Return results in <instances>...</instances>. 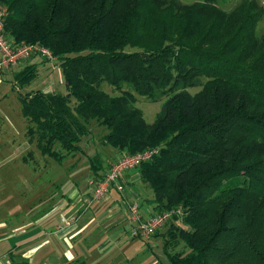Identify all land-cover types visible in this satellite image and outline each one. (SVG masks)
<instances>
[{
    "label": "trees",
    "instance_id": "trees-1",
    "mask_svg": "<svg viewBox=\"0 0 264 264\" xmlns=\"http://www.w3.org/2000/svg\"><path fill=\"white\" fill-rule=\"evenodd\" d=\"M0 7L6 38L40 44L58 61L65 93L31 89L17 98L41 155L61 161L81 151L91 123L106 130L99 144L121 154L154 149L136 169L156 213L180 208L167 220L179 224L170 222L161 238L167 264H264L262 4L240 0L225 11L212 0H0ZM34 75V64L21 68L13 86ZM135 94L162 99L152 122ZM89 160L99 176L98 155Z\"/></svg>",
    "mask_w": 264,
    "mask_h": 264
},
{
    "label": "rangeland",
    "instance_id": "rangeland-1",
    "mask_svg": "<svg viewBox=\"0 0 264 264\" xmlns=\"http://www.w3.org/2000/svg\"><path fill=\"white\" fill-rule=\"evenodd\" d=\"M179 1L192 3L203 0ZM212 1L221 9L229 11L240 0ZM257 1L264 6V0ZM263 31L264 15L256 24V32ZM40 58L46 64H37L36 75L22 86L16 84L13 86L12 76L10 78L5 76V70L0 73V82L2 83L0 85V219L4 217L5 209L18 206L23 208L24 206V210L18 209V213L12 217L14 219L11 220L12 223L23 221L25 216L34 215L40 201L55 199L65 190L67 184L73 181H75L76 200L81 202L79 204L83 206V201L85 200L86 203V199H89L85 197V195H88L89 182L96 176L89 167L90 157L95 153L98 155L103 167L102 173H99L103 174L111 163L120 156L119 154L114 155L113 151H110V147L99 144L100 137L106 130L102 126H95L93 123L89 124L91 135L80 142L81 151L72 155H65L61 161H56L47 155L39 153L35 145L34 136H29L25 133L28 123L20 113L18 95L31 89H38L41 79L45 80L48 76L46 82L49 85L44 89L49 92L65 93L58 61L49 63L46 59ZM99 87L105 92H109L112 88L105 82H102ZM198 89L199 86L187 88L191 93ZM135 98L134 105L141 110L144 121L147 123L152 122L155 113L160 109L162 99L148 101L137 94H135ZM67 163H70L69 168L65 167ZM65 173H69L71 176L70 182L62 180L68 176L67 174L65 176ZM146 191H144V195L152 194L147 186ZM170 222L166 221L161 228L154 232L156 235L151 234L145 240L136 237L130 238L129 228L119 226L115 229L114 236L104 251L106 257L93 260L92 256L89 255L86 264H167L162 251L161 238L165 235L164 232H166ZM171 223L174 226L179 224L177 220ZM24 228L21 232L27 237L35 236L39 230L42 231L41 228L36 227L32 223L25 225ZM101 232L106 234L104 230H101ZM165 237L167 238V235ZM98 239H100V234ZM38 241L35 240L28 243V248L31 249L34 244L37 245ZM36 250H40V248L31 252L30 264H55V260H45L43 262L40 251ZM3 255L0 254V256ZM5 255V262H9L11 258L14 259V256L9 253Z\"/></svg>",
    "mask_w": 264,
    "mask_h": 264
},
{
    "label": "crops",
    "instance_id": "crops-1",
    "mask_svg": "<svg viewBox=\"0 0 264 264\" xmlns=\"http://www.w3.org/2000/svg\"><path fill=\"white\" fill-rule=\"evenodd\" d=\"M39 63L46 64L39 56L32 55L5 69V76L9 78L12 76L13 81L15 72L30 64L36 67ZM46 79H41V84L38 85V89L43 92H49L44 89L49 85ZM110 151H113L114 155L121 154L112 148ZM69 165L70 163H67L65 167L69 168ZM66 174L68 176L61 179L70 182L71 176L69 173H65V176ZM118 182L123 187V194L111 187L105 196L98 200L92 199V185L89 183L88 195H85L89 199H86V203L85 200L83 201V206L76 200L75 181L68 183L65 190L59 194L60 196L51 201H40L35 214L25 216L20 222L12 223L11 220H14L12 217L18 213V209L24 210V206L5 209L4 217L0 219V254H4L0 256L1 264H30L31 252L39 248L40 250L36 251H40L42 261L55 260V264H75L76 262L86 264L89 255L93 260L105 258L104 251L111 242L115 229L119 226L130 229L132 226L127 211L128 204L137 203L142 220L155 213L151 203L152 194L144 195V191L147 192L146 184L139 180L137 169L123 172L118 177ZM60 218H64V222ZM31 223L42 231L39 230L35 236H24L21 231L25 229V225ZM98 227L106 234H103ZM99 234L100 239H98ZM35 240H39L37 245L34 244L29 249L27 244ZM7 253L13 255L14 259L11 258L9 262H5L6 258L2 257Z\"/></svg>",
    "mask_w": 264,
    "mask_h": 264
},
{
    "label": "built area",
    "instance_id": "built-area-1",
    "mask_svg": "<svg viewBox=\"0 0 264 264\" xmlns=\"http://www.w3.org/2000/svg\"><path fill=\"white\" fill-rule=\"evenodd\" d=\"M4 16V8L0 7V73L17 64L18 62L29 58L31 55H37L46 59L47 62L56 61L50 51L37 43H15L6 38L2 32V20ZM154 149H147L134 154L122 153L119 158L114 161L105 173L96 176L91 182L92 199L98 200L105 196L111 187L121 194L122 185L118 182V177L126 171L136 169L139 163L147 159ZM129 212V221L132 226L129 229V235L139 239H147L155 230L161 228L164 223L172 216L180 213V208H172L162 212L155 213L142 220L138 213V205L131 202L127 206ZM64 222V218H60ZM6 258V256H4ZM1 264V260H0Z\"/></svg>",
    "mask_w": 264,
    "mask_h": 264
}]
</instances>
